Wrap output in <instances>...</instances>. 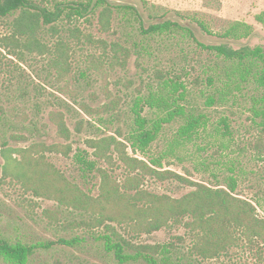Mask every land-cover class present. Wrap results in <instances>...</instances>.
Listing matches in <instances>:
<instances>
[{"label": "trees", "instance_id": "trees-1", "mask_svg": "<svg viewBox=\"0 0 264 264\" xmlns=\"http://www.w3.org/2000/svg\"><path fill=\"white\" fill-rule=\"evenodd\" d=\"M49 3L43 0H0V31L4 26L8 28L0 36V46L9 55L20 59L26 55L51 56V64L64 74L70 68L74 48L62 34L65 30L62 15L66 14L67 18L81 17L100 8L102 29L108 31L114 10L118 9L135 15L140 23V32L145 37H178L179 40L194 43L201 52L213 55L214 64L204 65L205 76L200 82L205 85L200 90L205 97L204 108L189 104L190 91L183 80L189 74L186 65L175 63V66L182 67L174 74L169 72V76H165L162 69H157L160 87L148 96L137 99L134 109L135 127L129 136L124 138L123 131L119 129L117 135L88 138L85 143L92 152H76V162L84 172L96 170L99 174L97 196L69 179L49 159L48 153L53 152L70 156L73 150L71 143L48 145L34 142L25 147H13L4 142L0 145V156L4 160L3 179L10 178L18 182L25 192L38 198L57 202L56 210L45 211L51 218L58 219L60 208L65 207L88 217L79 225L90 230L104 228L105 232L98 238L104 239L106 249L114 251L119 263L141 259L146 264H181L184 257L173 256L175 245L172 243H133L117 226L127 228L139 236L152 234L174 224H183L193 238L188 254L184 253V256L194 259H216L242 241L250 246L258 244L264 251V216L258 212V206L264 212V196L254 201L237 193L239 182L245 174L240 156L218 160L216 165L228 173L221 178L213 172L215 184L192 178L189 170L182 174L173 169H165L161 156L145 157L166 125L183 121L171 146L173 151L174 146L195 140L206 129L209 116L204 109L218 104L225 105L230 101L234 104L243 98L249 100L248 110L258 130L253 147L258 157L264 155V45L247 42L256 33L254 26L237 20L230 22L222 32H215L202 20L191 22L181 18V14L175 18L162 16L147 24L135 6L113 0ZM10 17L11 20L8 19ZM256 20L264 26V10L256 15ZM72 29L80 31L78 27ZM140 47L144 51L146 49L144 44H137L135 49L138 48L139 54L142 53ZM111 48L117 56L123 57L121 65L125 66L132 56V49L119 42L112 43ZM119 103V98H113L105 108L117 110ZM51 118L57 124L59 134L70 140L71 130L65 122L64 114L53 112ZM232 131L227 117L222 116L215 132L227 136L221 142L223 148L235 142ZM16 137L25 139L22 135ZM130 146L133 153L129 152ZM98 160L104 161L107 166H97ZM117 165L126 169L127 174L123 180L113 175ZM147 177L162 182L177 181L192 189L180 197L158 194L144 188ZM77 241V237L62 240L68 245ZM43 246L49 244L12 242L0 232V258L7 264H29L30 257ZM127 249L132 252H127Z\"/></svg>", "mask_w": 264, "mask_h": 264}, {"label": "rangeland", "instance_id": "rangeland-1", "mask_svg": "<svg viewBox=\"0 0 264 264\" xmlns=\"http://www.w3.org/2000/svg\"><path fill=\"white\" fill-rule=\"evenodd\" d=\"M43 1L52 4L55 1L77 0ZM113 1L135 6L147 24L162 16L175 18L181 14L183 19H200L211 30L222 32L230 22L246 21L256 31L247 42L264 45V26L256 20V15L264 10V0ZM99 13L100 8L81 17L67 18L66 14L62 15L65 27L62 34L74 48L70 68L64 74L51 64V56L26 55L20 59L9 55L0 46V145L4 142L13 147H25L34 142L48 145L71 143L73 150L70 156L53 152L48 153L49 159L69 179L94 196L99 193V174L96 170L84 172L75 158L78 151L92 152L87 148L85 140L117 135L119 129L123 131L124 138L128 137L135 127L134 109L137 99L148 96L160 87L157 69H162L163 74L169 76V72L174 74L182 67L175 66V63L188 67L189 74L183 80L190 91L189 104L203 109L205 97L200 90L205 85L200 82L205 76L204 65L214 64L213 55L201 52L192 42L179 40L178 37L143 36L138 19L125 11L115 9L111 27L104 31ZM74 27L80 31H74ZM7 31V26H4L0 36ZM115 42L132 49V56L125 66L121 65L123 57L117 56L111 48ZM137 44H144L145 51L140 47L142 53H137ZM113 98L120 99L118 108L108 110L105 107ZM249 106V100L243 98L234 104L230 101L225 105L218 104L204 109L209 116L206 129L189 143L175 144L173 151L171 146L183 121L166 125L158 139L151 144L146 159L161 156L165 169H173L182 174L189 170L192 178L215 184L213 172L221 178L228 173L216 165L218 160L240 156L245 174L239 182L237 193L254 201L258 197L263 198L264 155L258 157L253 147L258 130L252 123ZM53 112L64 114L65 122L71 130L70 140L59 134L58 126L51 118ZM222 116L227 117L235 139L226 148L221 146V142L227 136L215 132ZM21 135L25 139L16 137ZM129 152L133 153L131 146ZM138 156L142 157V154L138 153ZM89 157L94 158L92 155ZM3 162L0 156L1 234L12 242L49 244L39 247L30 257L29 264H146L141 259L119 263L114 251L106 249L104 239L98 238L105 229L90 230L79 225L88 217L77 211L62 207L58 219L49 217L45 211L56 210L58 203L25 192L21 184L10 178L3 179ZM98 165L107 166L102 160L97 161ZM126 174L122 165L115 166V178L123 180ZM144 188L173 197H180L192 189L177 181L162 182L150 177L146 178ZM258 212L264 216L259 206ZM117 229L136 244H174L172 254L184 257L181 264H264V251L261 247L258 244L250 246L244 241L216 259L200 260L184 256V253L188 254L193 238L183 224H174L152 234L139 236L127 228L117 226ZM75 237L78 241L72 245L62 242ZM126 251L132 252L130 249ZM0 264L7 263L0 258Z\"/></svg>", "mask_w": 264, "mask_h": 264}]
</instances>
